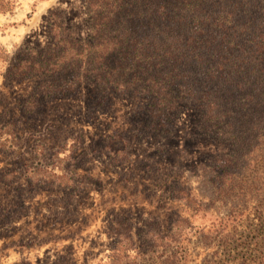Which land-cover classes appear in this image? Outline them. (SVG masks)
I'll return each mask as SVG.
<instances>
[{
    "label": "rangeland",
    "instance_id": "obj_1",
    "mask_svg": "<svg viewBox=\"0 0 264 264\" xmlns=\"http://www.w3.org/2000/svg\"><path fill=\"white\" fill-rule=\"evenodd\" d=\"M8 1L0 7V264H264L257 202L215 189L217 158L236 159L242 185L264 180L256 136L237 120L238 137L211 135L188 102L158 116L148 95L101 93L91 81L64 91L68 68L19 77L23 57L53 42L51 12L80 39L91 12L85 0ZM178 189L195 202L178 199ZM213 226L228 234V251L205 246Z\"/></svg>",
    "mask_w": 264,
    "mask_h": 264
},
{
    "label": "trees",
    "instance_id": "obj_2",
    "mask_svg": "<svg viewBox=\"0 0 264 264\" xmlns=\"http://www.w3.org/2000/svg\"><path fill=\"white\" fill-rule=\"evenodd\" d=\"M85 1L92 19L89 37L64 34L51 12L53 42L43 55L23 57L19 77L56 76L68 68L72 77L64 91L91 81L101 93L113 88L148 95L158 116L188 102L200 109L209 134L236 138L237 120L244 135L264 145V0ZM5 4L9 1L0 0L4 10ZM216 165L217 195L244 190L238 194L253 196L264 215V180L242 185L232 157L217 158ZM176 196L195 202L185 189ZM216 228L203 235L205 246L212 242L217 251H228V234Z\"/></svg>",
    "mask_w": 264,
    "mask_h": 264
}]
</instances>
